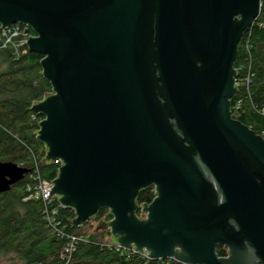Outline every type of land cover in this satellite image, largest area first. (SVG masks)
I'll use <instances>...</instances> for the list:
<instances>
[{
    "label": "water",
    "instance_id": "water-1",
    "mask_svg": "<svg viewBox=\"0 0 264 264\" xmlns=\"http://www.w3.org/2000/svg\"><path fill=\"white\" fill-rule=\"evenodd\" d=\"M261 0H0L51 91L30 111L57 201L109 244L182 264H264V139L232 117ZM29 168L0 161V194ZM153 186L151 202L138 204ZM140 212V216L138 213ZM218 247L226 250L219 256Z\"/></svg>",
    "mask_w": 264,
    "mask_h": 264
},
{
    "label": "trees",
    "instance_id": "trees-1",
    "mask_svg": "<svg viewBox=\"0 0 264 264\" xmlns=\"http://www.w3.org/2000/svg\"><path fill=\"white\" fill-rule=\"evenodd\" d=\"M31 32L34 34L33 30ZM42 56L24 48L15 58L10 48L0 49V161L24 162L30 165V151L38 159L44 156V145L36 138L38 126L31 119L32 103L41 100L51 91L50 83L41 74ZM236 79L251 75L248 86L238 87L231 98L232 117L251 128L264 139V2L251 27L245 30L238 42L234 62ZM240 101V108L234 105ZM41 118V116H37ZM59 165L42 164L41 176L45 180L55 178ZM154 188L141 190L137 203H149ZM27 197L26 179L0 194V252H16L24 264H64L60 258L63 243L52 237L45 227L39 201ZM140 214V212L138 213ZM74 219L72 210L64 211L63 218ZM107 222L111 216L107 209H100L94 219ZM65 221V220H64ZM88 222L68 229L78 233ZM88 242L80 243L67 264H182L170 259H147L130 251H116L102 246L96 235L88 236ZM219 256L226 250L218 247Z\"/></svg>",
    "mask_w": 264,
    "mask_h": 264
},
{
    "label": "built area",
    "instance_id": "built-area-1",
    "mask_svg": "<svg viewBox=\"0 0 264 264\" xmlns=\"http://www.w3.org/2000/svg\"><path fill=\"white\" fill-rule=\"evenodd\" d=\"M262 2H264V0H261V5ZM29 36H34L29 25L22 23L9 25L0 31V49L10 48L13 56L18 58L21 51L27 47V40ZM250 81L251 75L248 74L240 81L236 79L235 83L237 87L248 86ZM239 108L240 101H237L233 109L234 111H237ZM261 114L264 115V109L261 110ZM37 116V114H32L31 119L38 124L42 118ZM30 155L31 159L29 166H26L24 162L18 163V166L26 167L30 170L24 177L26 179L27 192V197L24 201L35 200L41 203V215L44 220L45 227L52 237L63 243L60 258L64 261V264H67L70 261L73 252L76 251L78 245L80 243L88 242L89 237L72 232L68 229V224H70V226H74L72 224L73 219L71 217L63 218V216L64 211L70 209L59 203L53 194H48L52 188V182H50L51 180L43 179L41 176L40 166L43 164L42 161L38 159L32 151H30ZM52 162L54 165H61V161L59 159H54ZM105 246L109 248L113 247L116 251H127L119 246L111 245L109 243L105 244ZM140 255L149 259L145 253Z\"/></svg>",
    "mask_w": 264,
    "mask_h": 264
},
{
    "label": "rangeland",
    "instance_id": "rangeland-1",
    "mask_svg": "<svg viewBox=\"0 0 264 264\" xmlns=\"http://www.w3.org/2000/svg\"><path fill=\"white\" fill-rule=\"evenodd\" d=\"M78 233L84 236L96 235V239L100 241L102 246H105L108 243L107 240L110 239L108 228L103 227V218L101 220L94 218L88 220ZM0 264H24V261L16 252H0Z\"/></svg>",
    "mask_w": 264,
    "mask_h": 264
},
{
    "label": "flooded vegetation",
    "instance_id": "flooded-vegetation-1",
    "mask_svg": "<svg viewBox=\"0 0 264 264\" xmlns=\"http://www.w3.org/2000/svg\"><path fill=\"white\" fill-rule=\"evenodd\" d=\"M138 215H140V214H138Z\"/></svg>",
    "mask_w": 264,
    "mask_h": 264
}]
</instances>
